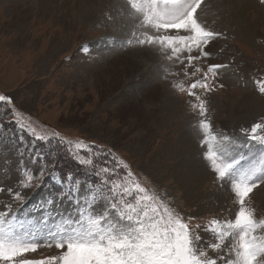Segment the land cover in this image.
I'll return each instance as SVG.
<instances>
[{
	"label": "rangeland",
	"instance_id": "374dc122",
	"mask_svg": "<svg viewBox=\"0 0 264 264\" xmlns=\"http://www.w3.org/2000/svg\"><path fill=\"white\" fill-rule=\"evenodd\" d=\"M124 3L0 0V94L12 97L17 109L68 140L111 149L144 187L158 193L183 217H194L193 224L203 226L213 217L234 218L238 206L228 185L222 186L215 179L203 159L201 133L194 127L200 117L192 111L187 94L173 87V82L183 77L164 71L170 68L178 72L181 66L164 59L156 46H124L135 30L132 21L127 30L118 31L114 26L115 14L124 15L120 9ZM198 16L210 30L223 34L209 45L212 56L200 61V66L204 68L209 62L230 65L218 76L224 86L204 96L212 130L244 140L242 129L264 122V95L255 84L264 80V4L260 0H204ZM247 16L255 17L253 29ZM135 50L137 55L145 52L152 56L153 62L148 56L128 57ZM133 62L137 66L128 67ZM152 87L161 88L157 102L152 97L158 96V90L153 92ZM164 93L180 108V117L165 120ZM135 103L151 113L147 121ZM0 119H8L4 108H0ZM135 120L140 125L136 126ZM180 142H189L191 149L184 158L177 150ZM259 147L243 151L252 156ZM17 159L10 146L0 149V184L16 188ZM65 159L61 165L67 167L70 164ZM185 159L200 165L199 180L192 182L195 174L189 177L188 166L181 169ZM182 171L185 179L178 176ZM73 172L81 174L77 168ZM51 191L54 189L49 185L24 190L25 203L14 207L22 216L38 218L40 202ZM263 197L261 184L250 201L257 218H264ZM0 199L10 201L11 197L0 194ZM56 207L63 211L68 205L57 201ZM60 254L54 246L40 247L18 261Z\"/></svg>",
	"mask_w": 264,
	"mask_h": 264
},
{
	"label": "snow or ice",
	"instance_id": "6c2138e0",
	"mask_svg": "<svg viewBox=\"0 0 264 264\" xmlns=\"http://www.w3.org/2000/svg\"><path fill=\"white\" fill-rule=\"evenodd\" d=\"M203 3L125 0L121 11L135 30L124 44L156 46L164 59L181 66L178 72L164 71L183 77L173 87L187 94L200 117L194 127L201 133L203 159L215 179L228 185L238 206L234 218L193 224L194 217H183L144 187L111 149L68 140L17 109L12 97L0 94V108L8 112L7 120L0 119V149L10 146L15 151L19 173L16 188L0 184V194L11 197L0 199V264H264V218H257L250 205L251 194L264 184V122L242 129L244 140L213 132L204 96L224 86L218 76L230 65L200 66L212 56L209 45L223 35L200 20ZM255 84L264 95V80ZM257 144L255 155L243 151ZM64 157L82 174L65 172ZM49 184L54 191L42 198L38 218L22 216L14 207L25 203L24 190ZM57 201L67 202L68 208L58 209ZM53 246L61 251L59 256L18 261L40 247Z\"/></svg>",
	"mask_w": 264,
	"mask_h": 264
},
{
	"label": "bare ground",
	"instance_id": "6f19581e",
	"mask_svg": "<svg viewBox=\"0 0 264 264\" xmlns=\"http://www.w3.org/2000/svg\"><path fill=\"white\" fill-rule=\"evenodd\" d=\"M84 1V0H83ZM92 1V0H91ZM85 2H86V0H85ZM120 3V2H119ZM87 4H88V1H87ZM82 6V5H81ZM124 6L122 5L121 7H120V9L121 8H123ZM92 10H95L96 9V7H94V6H91L90 7ZM90 9V10H91ZM89 10V11H90ZM91 10V11H92ZM117 10V9H116ZM120 11V10H119ZM95 12V11H94ZM215 12H216V9H215ZM81 14V13H80ZM83 14V13H82ZM94 14V13H93ZM85 16H86V12H85ZM84 16V17H85ZM262 16V15H261ZM111 17V16H110ZM264 17V16H263ZM88 18V17H87ZM91 18H92V16H91ZM94 18V17H93ZM115 22H114V26L116 27V29H118V31H121V30H123V29H126L127 30V27H128V25H129V23L131 22L130 20H128L126 17H125V15H123V16H121L120 14L118 15V14H115ZM247 19H250L249 21H248V24H249V27L250 28H254V27H256V25H255V17L253 18V17H250V16H247ZM91 20V19H90ZM251 22V23H250ZM259 24H260V22H259ZM131 26H132V24H131ZM112 28H113V26H112ZM123 36V35H122ZM120 46V45H119ZM125 46V45H124ZM121 48H122V46H121ZM125 48V47H124ZM134 50V49H133ZM144 50V49H143ZM137 50H135L134 51V53L136 52ZM146 51V50H145ZM138 52H141V51H138ZM144 52V51H143ZM152 53V52H151ZM123 54H126V53H123ZM122 54V55H123ZM139 54V53H138ZM141 56H148V55H146V53L144 52V55L143 54H141V55H137L136 53L135 54H132V55H128V57H134V58H138V57H141ZM125 57V56H124ZM123 57V58H124ZM150 59H151V61L153 62V57L152 56H148ZM123 58H119V60H121V59H123ZM129 61H131V60H129ZM137 66V64H136V62H133V63H131L128 67H136ZM115 71V70H114ZM110 74H112V73H110ZM158 90V96H153L152 97V100L154 101V102H157V101H159L158 100V98L160 99V93H161V88H153L152 87V91L153 92H155V91H157ZM147 93V92H146ZM162 95V94H161ZM163 96H165L166 97V99H165V101L163 102V105H164V113L166 114V118H165V120H168V121H170V120H173V119H175V118H178V117H180V108H178L177 106H176V103H174L173 101H172V99L170 98V96L169 95H165V93L163 94ZM135 104H137L139 107V109H141L143 112H141L142 114V117H143V119L144 120H148V118H150V115H151V113L150 112H148V111H146V109L144 108V105H142V104H140V103H135ZM178 105V104H177ZM211 105H210V109H211ZM155 114L156 115H158V113L155 111ZM159 116V115H158ZM148 117V118H147ZM151 120H153V119H151ZM151 120L149 121V122H151ZM136 121V126H138V125H140V124H138L139 123V121H137V120H135ZM153 122H154V120H153ZM152 128V127H151ZM153 129V128H152ZM150 130V129H149ZM151 135H152V133H151ZM149 136V135H148ZM149 138V137H148ZM191 138V137H190ZM189 139V138H188ZM190 140V139H189ZM181 143V142H180ZM170 145V144H169ZM192 148V147H191ZM178 150V153L181 155V157L182 158H184L188 153H189V150H191L190 149V146H189V142L187 143V144H183L182 145V143L180 144V146H179V149H177ZM190 154V153H189ZM176 159H178V158H176ZM194 159V158H193ZM198 161V160H197ZM180 165H181V169H183V168H185L186 166H188L189 167V169H190V172H188L189 174H190V176L189 177H192V176H194V174H195V177H194V179H193V181L192 182H195V181H197V180H199L200 178H201V174H200V171L199 170H201V168H200V165L198 164V163H196L194 160H190V161H186V159L185 160H182L181 161V163H180ZM202 165V164H201ZM181 172V171H180ZM187 173V174H188ZM184 171H182V173H180V175H178V176H180V178L181 179H183L184 177H186V176H184ZM183 177V178H182ZM185 179V178H184ZM263 194V193H262ZM260 196V195H259ZM263 196V195H262ZM261 197V196H260ZM264 198V197H263Z\"/></svg>",
	"mask_w": 264,
	"mask_h": 264
},
{
	"label": "trees",
	"instance_id": "16d2710c",
	"mask_svg": "<svg viewBox=\"0 0 264 264\" xmlns=\"http://www.w3.org/2000/svg\"><path fill=\"white\" fill-rule=\"evenodd\" d=\"M65 161H69V164H70V165H68L67 167L61 165V166L63 167V170H64L65 172H67V171H69V170L74 171L75 168L78 169V167H77L75 164H73L70 160L65 159ZM81 174H82V173H81Z\"/></svg>",
	"mask_w": 264,
	"mask_h": 264
}]
</instances>
